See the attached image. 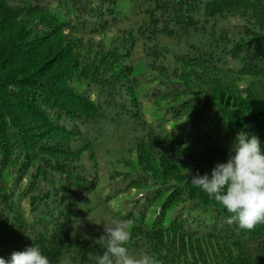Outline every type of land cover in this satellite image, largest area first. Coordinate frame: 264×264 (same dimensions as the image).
I'll return each mask as SVG.
<instances>
[{
	"label": "trees",
	"instance_id": "obj_1",
	"mask_svg": "<svg viewBox=\"0 0 264 264\" xmlns=\"http://www.w3.org/2000/svg\"><path fill=\"white\" fill-rule=\"evenodd\" d=\"M241 130L264 146V0H0L5 259L96 264L115 219L163 264H264L191 183Z\"/></svg>",
	"mask_w": 264,
	"mask_h": 264
},
{
	"label": "clouds",
	"instance_id": "obj_2",
	"mask_svg": "<svg viewBox=\"0 0 264 264\" xmlns=\"http://www.w3.org/2000/svg\"><path fill=\"white\" fill-rule=\"evenodd\" d=\"M191 183L231 215L227 222L243 231L264 224V146L255 135L239 131L226 162H218L211 173H197ZM100 224V223H97ZM104 232L97 242L103 254L96 264H163L157 257L130 251L128 225L120 220L103 222ZM166 254V250H161ZM0 264H50L39 246L13 251L9 259L0 256Z\"/></svg>",
	"mask_w": 264,
	"mask_h": 264
}]
</instances>
